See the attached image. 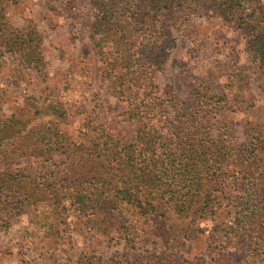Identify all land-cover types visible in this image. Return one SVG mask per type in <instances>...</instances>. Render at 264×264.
Masks as SVG:
<instances>
[{
	"label": "rangeland",
	"instance_id": "rangeland-1",
	"mask_svg": "<svg viewBox=\"0 0 264 264\" xmlns=\"http://www.w3.org/2000/svg\"><path fill=\"white\" fill-rule=\"evenodd\" d=\"M91 1L0 0V201L11 202L0 212V264H264V236L251 239L243 218L228 235L226 212L210 211L214 172L235 170L233 158L264 136V66L233 21L171 25L173 49L154 79L167 125L211 148L181 183L200 190L191 208L143 188V209L122 199L91 214L70 207L72 193L114 176L105 149L138 131L103 77ZM251 6V22L262 21L264 0ZM245 180L231 179L248 190L232 199L243 210L255 205Z\"/></svg>",
	"mask_w": 264,
	"mask_h": 264
},
{
	"label": "trees",
	"instance_id": "trees-1",
	"mask_svg": "<svg viewBox=\"0 0 264 264\" xmlns=\"http://www.w3.org/2000/svg\"><path fill=\"white\" fill-rule=\"evenodd\" d=\"M252 2L254 0L91 1L95 14L90 33L104 64L103 77L115 84L117 95L127 102V116L138 122V131L133 143L123 148L111 143L105 149L114 176L109 181L93 179L90 190L72 193L70 207L80 214H91L96 210L109 211L121 199L140 204L138 193L143 188L157 192L160 198L166 195L173 200L180 197L182 203L177 205L180 213L191 208V202L199 197L200 190L180 186L194 171L196 160L206 157L211 148L203 142L190 140L188 135H182V130H179L181 135L179 131H172L166 115L156 110L154 79L173 49L169 28L198 15L236 22L249 51L264 66V19L251 22L246 9L252 7ZM245 148V156L232 160L237 166L235 170L224 173L217 168L214 172L215 184L210 195L216 205L210 206V211L226 212L227 223L231 224L227 234L234 237L240 219H245L250 238L256 240L264 236V191L256 184L261 180L264 183V136L259 135ZM241 174L247 180L251 179L256 187L252 192L255 205L247 210L232 200L248 191L242 185L244 181L231 183L233 176ZM227 189L233 190L229 198ZM53 193L59 202L56 192ZM8 203L11 202L0 201V212L10 206ZM140 207L143 209L141 204Z\"/></svg>",
	"mask_w": 264,
	"mask_h": 264
}]
</instances>
